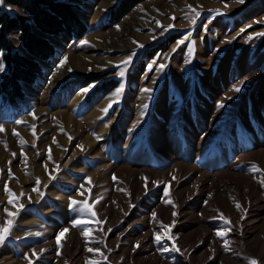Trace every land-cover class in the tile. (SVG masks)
Listing matches in <instances>:
<instances>
[{
  "label": "rangeland",
  "instance_id": "374dc122",
  "mask_svg": "<svg viewBox=\"0 0 264 264\" xmlns=\"http://www.w3.org/2000/svg\"><path fill=\"white\" fill-rule=\"evenodd\" d=\"M67 1L87 35L47 36L23 105L0 98V264H264V0H142L116 22L120 0Z\"/></svg>",
  "mask_w": 264,
  "mask_h": 264
},
{
  "label": "trees",
  "instance_id": "16d2710c",
  "mask_svg": "<svg viewBox=\"0 0 264 264\" xmlns=\"http://www.w3.org/2000/svg\"><path fill=\"white\" fill-rule=\"evenodd\" d=\"M141 1L120 0L114 9L109 11L107 19L110 22L118 21ZM6 2L20 8L31 18L30 22L5 10L0 12V55L7 69L0 76V98L6 104L21 106L25 99L24 85H34L43 74V64L50 63L56 55V48L47 36L63 34L71 40H81L87 35L89 28L78 15L76 5L67 0H6ZM35 29L43 35L38 34ZM15 33L20 34L25 54L13 46L11 36ZM170 41H165L166 45ZM91 83L90 80L77 78L69 84L86 87ZM110 87L102 88L103 93L108 94L112 89Z\"/></svg>",
  "mask_w": 264,
  "mask_h": 264
},
{
  "label": "snow or ice",
  "instance_id": "6c2138e0",
  "mask_svg": "<svg viewBox=\"0 0 264 264\" xmlns=\"http://www.w3.org/2000/svg\"><path fill=\"white\" fill-rule=\"evenodd\" d=\"M239 2H240V3H243L244 0H239ZM3 3H4V0H0V5H2ZM189 7L191 8V6H189ZM193 11L195 12V9H193ZM196 16H199V13H198V12H196ZM173 19H175V17H173ZM157 23H159V22H157ZM192 23H193V24L195 23V20H194V19L192 20ZM169 27H171V25H170ZM165 30H167V29H165ZM259 35H264V33H260ZM83 43H87V41H84ZM178 43H179V44H183V43H184V40H181V41H179ZM141 47H142V45H141ZM131 59H132V57L129 56L128 59L125 60V61H123L122 63H123L124 65H127V64H129V63L131 62ZM66 60H67V58L65 57L64 61H62L61 64L63 65V63L66 62ZM0 70H2V69H0ZM69 71H71V69H69ZM119 74H120L121 76L124 75V69H123V68L121 69V71H120ZM235 90H236V91H239L240 89L237 88V89H235ZM83 91H84V92H87L88 89L85 88ZM120 91H122V86H121V88H118V89L116 90L117 94H119ZM145 91H150V90L145 89ZM109 107H111V105H109ZM107 110H108V109L105 108L103 111L107 112ZM18 123H23V122L18 121ZM2 131H4V129H3V126L0 125V132H2ZM13 135H18V133H16L15 131H13ZM33 135H35V132H33ZM21 142H22V144L24 143L23 141H21ZM53 142H54V143L56 142V141H55V138H54V141H53ZM33 146H34V145H33ZM6 147H7V146H6ZM78 147H81V148H82L81 145H78ZM13 155L15 156V153H13ZM49 159H51V150H50V149H49ZM9 163H10V162H9ZM253 170H254V171H260V169H259L257 166H255V165H253ZM113 179H115V177H113ZM37 183H39V180H37ZM154 183H156V182H154ZM5 189H6V191L8 192V194H9L10 196H11V195H14L13 193H11V190H10V189H7V186H5ZM36 190H37V189H33V191H36ZM167 194H168V193H167V191H166V192H165V195H167ZM21 195H24V193H21ZM12 203H13V201H12L11 199H9V204H12ZM166 203H171V201H166ZM78 205H82V206H83V209H82V210H87V211H89L91 216H93V217L96 216V213H95L94 211H91V206L88 205L86 202H84V201H76V200H72V201H71V205H70V206L73 207L74 209H75ZM20 207L22 208L23 205H21ZM236 207H237V209H239L241 206L239 205V203H237V204H236ZM5 211L7 212V209H5ZM7 214H8L10 217L16 215L15 213H12V212H8ZM152 215H153V218H155L156 214L153 213ZM175 215H176V213L173 212V216H175ZM220 218L224 221V223H225L226 225H227V224H230V220L224 218V217H223V214L220 215ZM81 223H82L81 220H75V221H73V226H78V225H80ZM12 224H13V221H12V220H9V221H6L5 225L0 226V245H3V244L5 243V241L8 239V236L10 235L11 230H12ZM169 227H170V226H168V225H164V224L161 222V229H162L163 231L157 232V233L155 234V237H154L155 242H156L157 244H162V242H163V240H164L165 238H167V239H172V237H171L170 235L167 234V233H168V229H169ZM66 232H68V229H64V230H63V231L57 236V243H59V236L64 235V233H66ZM224 234H226V233L217 232V235H218V236H221V235H224ZM37 235H39V233H37ZM137 246H139V245H137ZM161 250H162V251H169V250H171V251H175V252H180V251H181L178 247L175 246V244H173V246H172L171 249H168V248L162 247ZM88 251H90V252H92V251H98V249H95V250H94V249L89 248ZM32 255H33V256H36L37 258H39V255H38L36 252H33ZM25 259H28V260H29V264H32V261L30 260V258H29L28 256H25ZM249 264H258V261H256L255 259H251V258H249Z\"/></svg>",
  "mask_w": 264,
  "mask_h": 264
},
{
  "label": "bare ground",
  "instance_id": "6f19581e",
  "mask_svg": "<svg viewBox=\"0 0 264 264\" xmlns=\"http://www.w3.org/2000/svg\"><path fill=\"white\" fill-rule=\"evenodd\" d=\"M77 60H78V58H77L76 56H75L74 58H72V61H73L72 63H73V65H76V67H78L77 65H80V63L78 64V61H77ZM60 114H61V113H60ZM66 114H67V113H66ZM66 114L63 113V116L66 117V118H68V122H70V119H69L70 117H69L68 115H66ZM104 131H106V130H104ZM87 141H88V140L86 139V140H85V143H86ZM89 144H90L89 149H90L91 151H93L94 148H95V145H96V144H95V143L92 144V141H91Z\"/></svg>",
  "mask_w": 264,
  "mask_h": 264
},
{
  "label": "crops",
  "instance_id": "0c3cea01",
  "mask_svg": "<svg viewBox=\"0 0 264 264\" xmlns=\"http://www.w3.org/2000/svg\"><path fill=\"white\" fill-rule=\"evenodd\" d=\"M20 9V8H19ZM23 11V10H22ZM24 12V11H23ZM26 13V12H25ZM19 16V15H18ZM0 57H2V55H0ZM39 79V78H38Z\"/></svg>",
  "mask_w": 264,
  "mask_h": 264
}]
</instances>
